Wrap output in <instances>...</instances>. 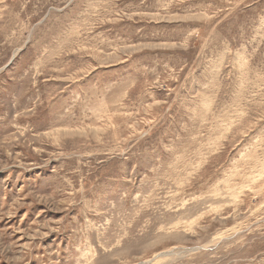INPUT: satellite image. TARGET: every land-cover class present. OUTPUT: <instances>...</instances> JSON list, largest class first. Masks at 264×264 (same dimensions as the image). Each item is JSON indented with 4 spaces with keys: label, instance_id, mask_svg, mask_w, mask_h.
I'll list each match as a JSON object with an SVG mask.
<instances>
[{
    "label": "rangeland",
    "instance_id": "obj_1",
    "mask_svg": "<svg viewBox=\"0 0 264 264\" xmlns=\"http://www.w3.org/2000/svg\"><path fill=\"white\" fill-rule=\"evenodd\" d=\"M0 264H264V0H0Z\"/></svg>",
    "mask_w": 264,
    "mask_h": 264
}]
</instances>
